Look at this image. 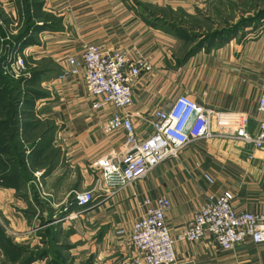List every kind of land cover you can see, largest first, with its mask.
Here are the masks:
<instances>
[{
	"label": "crops",
	"instance_id": "crops-1",
	"mask_svg": "<svg viewBox=\"0 0 264 264\" xmlns=\"http://www.w3.org/2000/svg\"><path fill=\"white\" fill-rule=\"evenodd\" d=\"M22 2L0 0V9L18 21ZM28 2L44 16L36 20V32L17 39L24 45L19 51L31 75L26 88L37 99L27 115L35 119L25 123L24 136L31 141L20 149L23 159L25 149L31 152L34 171L29 179L0 184V252L3 256L6 240L8 247L30 257L5 264H58V257L70 264H131L135 253L129 238L116 231L132 230L146 211V199L170 201L166 223L173 238L205 205L207 193L229 196L238 213L264 214V146L256 149L237 137L257 135L262 120L258 102L264 90V19L257 21L260 33H225L259 15V7L241 9L235 0ZM186 18L195 26H182ZM205 24L225 34L204 41ZM188 32L201 37L191 42ZM90 44L152 65L153 71L134 84L133 105L126 110L140 137L151 134L148 121L155 113L181 96L211 112L213 129L220 136L196 142L178 160H167L115 196L100 192L101 174L93 165L121 152L125 134L103 131L116 110L111 105L93 110L94 100L82 77L60 79L69 70L68 60L81 57ZM0 126H7V118L0 117ZM9 147L0 143L1 155ZM38 173L42 189L37 186ZM206 174L214 184L206 181ZM93 189L97 200L90 208L80 211L72 206L74 193ZM176 254L180 264H264V245L251 241L224 251L207 237L200 243H177Z\"/></svg>",
	"mask_w": 264,
	"mask_h": 264
},
{
	"label": "built area",
	"instance_id": "built-area-1",
	"mask_svg": "<svg viewBox=\"0 0 264 264\" xmlns=\"http://www.w3.org/2000/svg\"><path fill=\"white\" fill-rule=\"evenodd\" d=\"M0 25H3L1 19ZM254 28L249 29L254 32ZM68 66L69 70L60 79L82 77L94 100L93 110L108 105L116 110L103 124V131L106 134L122 131L126 137L121 152L110 154L93 165L101 174L98 190L109 197L143 180L167 160H178L182 151L196 142L220 136L213 129L211 112L191 98L181 96L167 109L157 111L148 121L151 134L145 139L140 137L133 117L126 110L133 105L136 81L153 71L152 65L143 58L131 62L125 53L118 50L105 52L100 46L90 44L81 57L69 59ZM1 69L4 75L22 84L24 93L31 78L24 56L20 52H11ZM258 111L262 116L259 133L237 136L256 149L264 146V90L259 98ZM36 176L39 179L41 174ZM204 178L214 184L208 174ZM95 192L93 189L73 195L76 208L80 211L90 208L97 200ZM42 195L48 196L45 192ZM143 205L146 211L130 232L123 228L116 231L118 236L129 238L130 248L135 253L131 264H180L176 244L200 243L207 237L224 251H235L246 241L264 245V214L236 212L227 195L207 193L205 205L176 238L172 237L166 223L170 201L164 197L154 202L146 199Z\"/></svg>",
	"mask_w": 264,
	"mask_h": 264
},
{
	"label": "rangeland",
	"instance_id": "rangeland-1",
	"mask_svg": "<svg viewBox=\"0 0 264 264\" xmlns=\"http://www.w3.org/2000/svg\"><path fill=\"white\" fill-rule=\"evenodd\" d=\"M237 2L238 8L241 9H251L252 7H259V12H264V0H235ZM22 9L19 16L18 21H11L8 17L2 12L0 9V19L3 21V25H0V60L1 58H6L8 54L11 52H20L19 50L23 49L22 43L17 39L21 35H26L27 32L30 31H37V19L44 18L43 15L39 13V9L37 10L34 7V2H27L23 0L22 2ZM251 16L248 17L250 19ZM186 24L182 26L186 27H194V23L192 22L191 18H186ZM259 22V21H258ZM263 22V21H261ZM256 28H254V32L261 29L260 23H256ZM239 25V24H238ZM237 25L233 26L236 27ZM264 27V26H263ZM202 28H205V32L207 36L203 39L204 41H209L211 37H215V33H218V28L213 25L205 24ZM250 28V27H249ZM249 28L245 29L244 32H251ZM253 28V27H252ZM243 30V29H242ZM260 33V32H256ZM187 37L191 42L194 41L195 36H200L195 34L194 32H188ZM237 36V35H234ZM233 36V37H234ZM220 38V36L215 37ZM196 40V39H195ZM32 41V40H31ZM34 42V41H32ZM22 54V52H20ZM6 54V55H5ZM4 59L0 62V117L7 118V126L1 127L0 126V143L4 142L10 145L9 150L1 155L0 157V184L9 185L10 183L7 181H12V179H16L18 177H23L25 179H29L31 174L34 171V167L30 163V159L28 158L31 152H28L25 149L26 157H24L26 166L20 164V160L23 158L19 157L21 147H25L31 139L25 137V123L27 122L28 118L27 115L32 110V101H37V99H32V95L28 92V89L25 88V92L22 91V84L19 85V82L12 79L11 77L4 75L3 70L1 69ZM29 84V83H28ZM29 97V99H27ZM23 102V105H21ZM15 111L16 119L14 121H9V116L11 115L12 111ZM28 118V119H27ZM35 119L31 117L30 120ZM17 121V122H15ZM17 124V126H13L12 124ZM17 128L18 132L23 135H19L17 133V139H11V137L6 138L5 134H12ZM16 133V132H15ZM1 134H4L1 137ZM10 159V160H8ZM35 174V173H34ZM37 186L39 189L41 185H43L42 177L40 176L39 179L37 178ZM93 190L77 192L75 194H81L84 192H89ZM42 192V191H41ZM72 195L71 203L72 206H75L74 198ZM46 197V196H45ZM76 207V206H75ZM2 219V218H1ZM1 232V231H0ZM8 243L6 240L4 241L3 252L4 255L2 256L0 252V264L4 261V264L13 260V262H20L23 260H27L30 256H25L22 251H17L8 247ZM133 251V250H132ZM58 264H70L69 260L65 257L57 258Z\"/></svg>",
	"mask_w": 264,
	"mask_h": 264
},
{
	"label": "trees",
	"instance_id": "trees-1",
	"mask_svg": "<svg viewBox=\"0 0 264 264\" xmlns=\"http://www.w3.org/2000/svg\"><path fill=\"white\" fill-rule=\"evenodd\" d=\"M261 13V14H260ZM259 13V15H257L255 18H250V19H247V20H242L240 23H239V25H237L236 27H234V28H232V29H230L228 32H225V31H222V32H218V33H215V35L218 37V36H220V35H222V34H225V33H228L229 35V37H231V36H234V35H236L237 33H239L242 29L245 31V29H247V28H254V27H256V23H257V21H259L260 19H264V12H260ZM225 32V33H224ZM215 36V37H216ZM198 37H200V36H198ZM213 38V37H211V39L210 40H214V39H216V38ZM197 38V36H195L194 37V39H196ZM6 55V54H5ZM4 58H1V60H0V62L3 60ZM5 60V59H4ZM19 85H20V82H19ZM16 112L13 110L12 112H11V115L9 116V121H14L15 119H16ZM15 122H17V121H15ZM13 126H17V124H12ZM16 130L15 131H13L12 132V134H10V137H11V139L12 138H17V135H16V133L15 132H17L18 133V129L17 128H15ZM23 155H24V153H22V152H20V154H19V157H21V158H23ZM20 164H22V165H24V166H26V163H25V160L23 159V160H20ZM21 178H23V177H21Z\"/></svg>",
	"mask_w": 264,
	"mask_h": 264
}]
</instances>
